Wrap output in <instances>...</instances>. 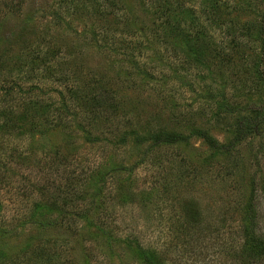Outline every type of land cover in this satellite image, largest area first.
Here are the masks:
<instances>
[{
	"label": "rangeland",
	"instance_id": "obj_1",
	"mask_svg": "<svg viewBox=\"0 0 264 264\" xmlns=\"http://www.w3.org/2000/svg\"><path fill=\"white\" fill-rule=\"evenodd\" d=\"M25 1L22 14L29 12L36 29L46 26L55 38L58 28L60 36H65L59 44L74 47L75 74L82 72L83 76L96 70L115 91L112 110L101 114L85 113L83 106L72 105L46 112L35 124L4 122L9 129L0 130V231L8 234L0 235V264H142L132 254L133 248L122 242L133 236L154 247L165 264H256L241 257L240 241L250 191H255L256 197L257 235L264 240V119L257 132L230 148L212 147L198 134L206 132L226 144L233 137L236 119L210 116L203 107L207 103L197 95L203 86L197 80L199 70H182L181 53L176 58L171 43L161 44L162 37L168 39L161 32L162 23L170 18L160 14L156 19L146 10H157L165 3L121 0L126 22L109 16L100 18L97 26L93 14L68 16L67 12L63 27L49 17L44 19L41 13L55 0ZM222 1L232 6H220L219 19L264 24V14L256 4L238 12L232 7L241 6L243 0ZM171 7L177 9V5ZM175 15V19H182V11L175 10ZM20 16L7 17L8 34L16 31L17 24L21 26ZM95 26L100 34L109 28L108 39L114 38L127 54L109 50L107 38H92L91 27ZM209 35L215 41L226 38L219 34V28ZM253 42L245 47L248 59L235 57L226 73L238 76L239 83L231 76L243 90L238 102L264 111V82L255 73L256 64L252 65L256 61L264 67V49L259 51L257 40ZM14 47L5 51L10 55ZM178 47H184L180 37L174 48ZM161 53L163 58L158 60ZM129 60L137 61L154 76L140 75ZM168 63L179 71L174 73ZM183 72L185 81H192L197 92L177 82L176 74ZM28 97L54 105L66 100L56 91H36ZM13 105L20 110V99ZM57 115L65 118L61 127H52ZM45 118L51 119L50 129L47 125L41 131L31 128L46 123ZM172 133L186 138L170 142L154 136ZM114 166L134 168L129 177L132 182L123 180L128 172L109 173ZM89 169H94L95 177H89ZM68 174L74 175V191H65ZM65 194L73 197L72 205H63L69 209L58 206L53 215L31 216L35 202L48 205L56 201L59 205ZM99 224L111 233V240L87 235V229Z\"/></svg>",
	"mask_w": 264,
	"mask_h": 264
},
{
	"label": "trees",
	"instance_id": "obj_2",
	"mask_svg": "<svg viewBox=\"0 0 264 264\" xmlns=\"http://www.w3.org/2000/svg\"><path fill=\"white\" fill-rule=\"evenodd\" d=\"M162 1L165 5L162 4L157 10H146L147 13L156 15V19L161 18L160 14L165 18H170L168 21H163L161 27V32H164V35L167 36L168 39L164 41L162 37L163 41L162 43L160 41V43H171L173 49L170 50L174 53L176 58H178L181 53L179 58L182 63L179 66H181L182 70L188 72L194 68L199 70V73L197 72V80L203 82V86L199 89L200 91L197 95H199L200 99H203V102L207 103L203 107L207 111H210V116L218 118L222 115H231L236 119L233 137L226 144L218 143L206 132L198 131V134L212 147L230 148L236 142L242 141L247 136L257 132L259 125L264 119V111L261 107H247V105H242L238 102L239 94L243 91L241 88L242 85L240 84L241 89L237 88V84L232 80L234 79L239 83L240 81L236 79L238 76L235 74L228 75L226 73V70H228V63L232 62L235 57L248 59L245 47L252 46V44L255 43L253 41L257 40L256 46L259 51L264 49V24L258 23L251 25L247 21H240L238 19H229L227 21L219 19L221 16L219 11L221 9L220 6H232L222 0H209L206 4L198 5L195 3H187L190 2V0ZM24 3H26L25 0H2L1 3V8L5 12L3 15H1L2 13L0 14V121H3L2 123L0 122V130L9 129V126L4 123L8 121L11 125L15 126H18L19 123L24 124L26 121V125L35 124V119L44 118L46 112L50 111L51 114L52 110L64 106H83L85 113L89 111L101 114L107 109L110 110L113 92L115 91L114 88L106 83L102 75L96 70H94V73L86 72L83 76L82 72L78 75L75 74L76 71L73 66L74 47L66 43L59 44L65 36H60L61 32L58 28L55 38H52L53 36L50 34V29L46 26L41 29H36L37 24H35L29 12L22 14ZM253 3L256 4L257 9L261 11L260 14H264V0H243L241 6L237 7L234 4L232 9L235 8L234 10L240 12L243 10V7H248ZM171 4L177 5V9H173ZM50 5L46 8L49 10L48 14H45L46 9L41 12L43 18L46 19L49 17L53 22H60V25L63 27L66 26L64 17L67 12H70L68 16L81 15L83 13L93 14L94 18H97L96 26L100 18L109 16H119L126 22L124 17L126 11L124 10L125 7L121 0H55L52 5ZM50 7H52V10ZM175 10L176 12L182 11V19H178V17L175 19ZM15 14L19 16L21 14L18 18L21 26L17 24L16 31L10 30L11 33L8 34L5 30L7 17ZM185 22L186 26L184 27L183 24H185ZM238 22L247 23L239 25ZM96 26L94 28L91 27L92 38H107L110 43L108 47L109 50L115 53L121 52L120 50H122L121 54H127V49L121 47L114 38L110 37V39H108L106 31L109 30V28L105 31L102 29L103 34H100L99 30H95ZM214 28H219V34L226 38H220V41L213 40L209 32ZM234 28H239L240 32L237 34ZM251 29L255 31V37L251 36ZM121 34L126 35V33ZM261 35H263V37H260ZM113 36H115L114 33ZM178 37H180L181 42L184 43V47L182 48H174V46L177 45ZM12 46H15L13 49L14 51L9 55L5 50ZM142 46L143 49L146 48L144 45ZM239 49L242 50L241 53H239ZM13 52L15 53L12 56L11 54ZM157 56L158 60L163 58L162 53L157 54ZM6 59H11V62L5 61ZM129 61L131 67L133 69H138L140 75L148 74L151 77L154 76V73L151 74L149 70L139 66L140 63L137 61ZM253 64H256L255 73L258 75L259 79L264 82V67L261 68L260 63L256 61H254L252 65ZM168 65L174 73L179 71H176L177 67L175 65L172 66V64L169 63ZM82 68L86 70L84 65ZM92 70L93 69H90V71ZM5 74L7 75L6 79ZM185 75L186 73L184 72L181 75L176 74L178 79L177 82L184 84L188 90H195V92H197L198 90L194 84L191 83L192 81H185ZM165 78H163V80ZM36 91L37 94L38 92L56 91L60 99L66 100L54 105L51 101L47 103L40 100V102L34 100L32 97H28L31 93H35ZM18 99H20V110L17 107H13V103L17 102ZM95 108L97 111H95ZM13 118L17 120L14 122L11 121ZM63 118L65 117L58 116V118L55 119L56 125L53 124L52 121L51 126L61 127L60 123ZM43 121L46 123L33 125L31 128H34L33 130L40 129L41 131V128L44 126H50V118H45ZM51 126L48 128L50 129ZM123 136L126 138L125 134ZM154 136L158 140L166 139L170 142H175L179 138H186L183 135L173 133L166 134L165 136L159 134ZM143 138L146 139V137ZM120 166L112 167L109 173L128 172L127 177L123 178V180L125 182H132L129 177L132 172H134V168ZM87 173L90 178L96 176L94 174V169H89ZM81 174L85 173L83 172ZM68 175L65 191H74L72 186L74 175ZM100 175H102V172ZM104 175L105 172L103 171V176ZM97 190L99 189L95 191ZM80 197L82 196L80 195ZM72 199L73 197L69 199L65 194L61 197L62 203L59 205L56 201L48 202V205L35 202L32 207L33 212L31 216H40L44 218L45 213L53 215L54 211H58V206L62 210H67L69 208L66 209L63 205H72L70 203ZM74 199L77 201L79 200L76 198ZM255 200V191H250L249 203L244 211L241 224L242 238L240 241V250L242 258L250 262H255L256 264H264V240L257 235L256 231L257 212L254 203ZM85 216L86 214L83 217ZM6 234H8L7 231H0L2 237ZM87 235L101 236L107 239V241L111 237V233L101 224L94 225L93 228L87 229ZM122 242L128 248H133L132 254L142 264H165L154 247L143 245L136 237L126 238Z\"/></svg>",
	"mask_w": 264,
	"mask_h": 264
}]
</instances>
